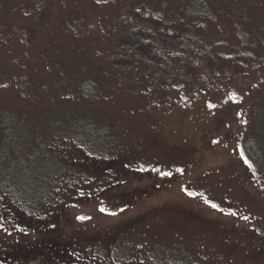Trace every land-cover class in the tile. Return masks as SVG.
Listing matches in <instances>:
<instances>
[{
    "label": "rangeland",
    "instance_id": "1",
    "mask_svg": "<svg viewBox=\"0 0 264 264\" xmlns=\"http://www.w3.org/2000/svg\"><path fill=\"white\" fill-rule=\"evenodd\" d=\"M183 17L259 56L117 67L140 19ZM0 240V264H264V0H0Z\"/></svg>",
    "mask_w": 264,
    "mask_h": 264
},
{
    "label": "trees",
    "instance_id": "2",
    "mask_svg": "<svg viewBox=\"0 0 264 264\" xmlns=\"http://www.w3.org/2000/svg\"><path fill=\"white\" fill-rule=\"evenodd\" d=\"M200 4V3H199ZM207 8L206 5H197L195 4L193 6V9L191 11L193 17H197V18H202L203 16H208L210 13L206 12ZM160 19V18H159ZM143 21H151L150 22V28L145 30V31H140L137 30L135 32V39H131V37H127L125 40V42H123L120 46H119V51H121L122 53L125 51L130 53V55L126 56L123 54V58H121L120 61L117 62V67H124L125 63H130V67L133 66L132 63H136V65L139 66L140 64V60H149L151 62H153V64L157 63V65L159 64L160 59L158 58V55H160L159 52H164L163 56H168L169 53H173L174 55L178 54L176 51H174L173 49H170V46L172 47L173 45L175 47H177V43L178 41H181V39L188 41L189 43L194 42L195 44H192V47L194 49H201L204 50V52L206 53V55L208 56V60L209 62L215 61V62H221L223 64H225V62H239V63H243V61L245 59H249V58H253V57H257L259 56L258 53L256 52H251L252 56L247 57L246 55H236L237 53H242L243 50L240 49H233L232 50V55L230 56H224L222 55V51L221 48L215 46V44H211L209 43V41H207L206 39H199V37L201 36H205V25H203L201 22L199 21H194L191 22L193 26L188 27V21H186L184 19V17L182 19L179 20L178 24H168V23H164L162 20H148V19H140ZM162 29V31H160ZM181 33H185L186 36H184L182 38V36L180 35ZM191 33V36H193L195 39H193V37H190L189 34ZM188 38H190L188 40ZM127 47H131L135 50H138V53H140V55H135L134 53L136 51H131L127 50ZM200 50V51H201ZM224 52V51H223ZM227 52V51H226ZM144 57V58H142ZM171 57V56H170ZM205 57V55H204ZM206 58V57H205ZM192 72V71H191ZM12 122H8L6 124V126H10L12 127ZM87 132L84 134H81L83 137H89L91 139H95L98 137H101L102 135H104L103 132L97 131L96 129H92V128H88L85 129ZM92 144V143H91ZM247 152L249 157L255 161L258 162L261 159V156L263 155V151L262 149L259 151L258 147L253 146V142L249 143L247 145ZM259 146V145H257ZM30 185L32 186L33 190L36 193H41L43 194L46 190V183L39 181L38 179L34 181V179H32L30 182ZM125 247H118L116 249V252L118 253L119 260H126L127 258V252H125L124 250ZM164 252V250H163ZM152 256L157 259V260H161L159 262L164 263L163 259H167L169 261H171L172 256L167 255V253H165V255L162 256H155L154 254H152ZM123 258V259H122ZM116 260H113L114 264H119L118 262L116 263ZM80 263V262H79ZM160 263V264H161ZM81 264H89L87 262H82ZM97 264V263H94ZM128 264V263H127ZM159 264V263H158ZM184 264V263H181Z\"/></svg>",
    "mask_w": 264,
    "mask_h": 264
},
{
    "label": "flooded vegetation",
    "instance_id": "3",
    "mask_svg": "<svg viewBox=\"0 0 264 264\" xmlns=\"http://www.w3.org/2000/svg\"><path fill=\"white\" fill-rule=\"evenodd\" d=\"M2 127L5 128V126H2ZM7 234H9V233H7ZM58 240L59 239H57L56 242H53L54 245H53V243H50V246H64V243L63 242H58ZM72 244H73V242H72ZM0 245H4V246H6V245H12V246H15L16 247V245L14 243H6V242L1 243L0 242ZM6 247H8V246H6ZM17 251L18 250H13V249L9 250V249H7V251H6L7 254L6 255L8 257L15 256L17 254Z\"/></svg>",
    "mask_w": 264,
    "mask_h": 264
},
{
    "label": "snow or ice",
    "instance_id": "4",
    "mask_svg": "<svg viewBox=\"0 0 264 264\" xmlns=\"http://www.w3.org/2000/svg\"><path fill=\"white\" fill-rule=\"evenodd\" d=\"M97 2L99 3L100 2V0H97ZM230 99H232V100H236V94L235 93H233L232 94V96L230 97ZM212 107H215V105H212ZM169 175H170V173H169ZM189 195H194L193 193H191V192H189L188 193ZM213 207H217V205H212ZM104 209H101V211H103ZM79 219H81V220H83V219H85V217H79ZM245 219H247V217H245Z\"/></svg>",
    "mask_w": 264,
    "mask_h": 264
}]
</instances>
